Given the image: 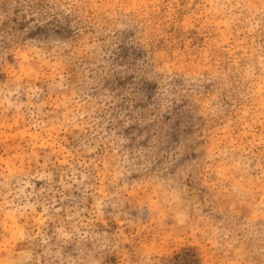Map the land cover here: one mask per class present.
<instances>
[{"label":"rangeland","instance_id":"1","mask_svg":"<svg viewBox=\"0 0 264 264\" xmlns=\"http://www.w3.org/2000/svg\"><path fill=\"white\" fill-rule=\"evenodd\" d=\"M0 264H264V0H0Z\"/></svg>","mask_w":264,"mask_h":264}]
</instances>
